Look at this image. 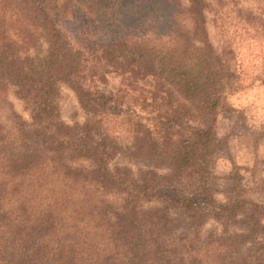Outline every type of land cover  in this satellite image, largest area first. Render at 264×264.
Wrapping results in <instances>:
<instances>
[{"label":"trees","instance_id":"1","mask_svg":"<svg viewBox=\"0 0 264 264\" xmlns=\"http://www.w3.org/2000/svg\"><path fill=\"white\" fill-rule=\"evenodd\" d=\"M7 1L0 0V102L11 88L31 120L16 121L12 111L9 125L0 121V264H264V205L217 203L211 194L208 163L221 142L213 125L225 62L207 39V2L107 0L160 24L164 34L74 48L57 25L71 0H12L27 40L14 38V28L5 25ZM39 29L44 52L30 54V34ZM105 69L151 78L152 109L137 110L123 93L109 97L86 84L97 75L105 82ZM61 83L86 114L82 123L59 119ZM145 137L149 146L142 153ZM161 144L170 170L164 178L146 169L135 179L126 168L108 167L122 148L142 156ZM79 159L91 167L70 165ZM189 168L199 184L185 194L177 183L183 175L192 179ZM111 189L122 195L119 211L103 198ZM168 207L180 210L188 225L175 226ZM207 217L238 220L243 229L213 235L202 246L194 234L188 240Z\"/></svg>","mask_w":264,"mask_h":264},{"label":"rangeland","instance_id":"2","mask_svg":"<svg viewBox=\"0 0 264 264\" xmlns=\"http://www.w3.org/2000/svg\"><path fill=\"white\" fill-rule=\"evenodd\" d=\"M205 1L208 4L204 11L207 39L225 62L222 68L224 87L213 125V131L221 142L209 157L208 163L211 194L217 203L243 199L264 205V0ZM181 2L186 4L185 0ZM87 3L93 9H88ZM121 9L107 0H71L67 11L57 17V25L74 48L85 47L88 42L98 43L113 38L138 39L164 34L165 30L160 29V24L149 23L133 13L128 14L127 9ZM3 10L6 14L5 25L14 28V32L11 30L12 36L18 40H27V27L18 5L8 0ZM41 32L39 29L30 34L28 44L33 47L28 46V53L44 52L46 44ZM22 54H25L24 50ZM101 72L105 82L97 75L87 77L86 84L109 97L123 93L128 96V104L137 110L142 106L152 109L157 94L151 78H134L130 74H117L106 69ZM57 106L59 119L65 124L82 123L86 118L73 90L67 84L61 83L58 86ZM12 111L17 114L16 121L26 125L30 123L27 105L8 87L0 102V121L9 125ZM197 124V121L189 123L191 126H198ZM148 139L149 137H145L142 153L148 150ZM164 146L161 144L142 156L131 155L122 148L111 157L108 167L126 168L135 179L141 170L146 169H151L164 178L170 171L166 153L162 152ZM70 165L90 168L92 163L79 159L70 161ZM193 170L194 168L187 170L192 179L188 180L189 177L183 175L179 179L180 183H177L178 190L185 194L196 190L199 184L198 176L192 174ZM59 187L61 186L56 188ZM94 188L96 189V185ZM76 190L83 192L82 187ZM114 192L119 191L111 189L108 194L104 193L103 198L111 200L116 205L115 210L119 211L122 195ZM147 206L145 203L143 208H149ZM168 210L171 218L176 220L175 226L188 225V221L181 217L183 214L180 210L169 207ZM261 221L264 224V219ZM196 227H193L188 240L194 234L193 241L201 246L213 235L243 229L238 220L229 219L222 223L211 217L205 218L203 225ZM261 233H264V228ZM261 239H264V235ZM216 247L218 244L214 249Z\"/></svg>","mask_w":264,"mask_h":264}]
</instances>
